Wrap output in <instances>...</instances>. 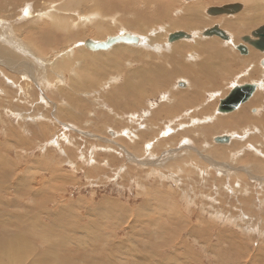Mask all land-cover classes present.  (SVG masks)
Masks as SVG:
<instances>
[{"label": "rangeland", "instance_id": "rangeland-1", "mask_svg": "<svg viewBox=\"0 0 264 264\" xmlns=\"http://www.w3.org/2000/svg\"><path fill=\"white\" fill-rule=\"evenodd\" d=\"M103 1L0 0V252L15 254L13 262L0 255V264H264V134L243 115L216 110L234 85L258 83L246 114L264 126V53L237 50L240 37L264 22L238 38L229 32L234 49L212 38L233 53L228 65L242 66L238 59L252 51L261 57L235 70L226 63L223 73L213 55L207 69L224 76L225 88L204 90L202 110L199 99L188 100L193 78L171 70L212 56L197 52L207 44H193V33L176 52L166 37L157 51L126 46L143 51L140 58L81 43L124 31L145 42L152 33L189 34L182 20L189 7L198 9V34L219 25L211 19L232 17H209L207 8L245 3L114 0L119 9L108 10ZM161 1L167 14L156 10ZM145 16L150 25L138 23ZM170 59L177 63L166 67ZM145 65L171 73L141 100L126 99L127 76ZM248 72L257 73L253 81H243ZM181 79L189 84L179 89ZM221 136L230 142L216 143ZM238 140L241 149L232 148Z\"/></svg>", "mask_w": 264, "mask_h": 264}, {"label": "bare ground", "instance_id": "bare-ground-1", "mask_svg": "<svg viewBox=\"0 0 264 264\" xmlns=\"http://www.w3.org/2000/svg\"><path fill=\"white\" fill-rule=\"evenodd\" d=\"M103 1V0H102ZM150 1H156V0H150ZM184 1V0H183ZM190 1H193V0H190ZM190 1H184V2H190ZM209 1V0H208ZM220 1V0H219ZM218 1V2H219ZM221 1H223V0H221ZM233 1V0H232ZM238 1H243L244 3H245V9L243 10V12H240L239 14H237V15H235V16H232V17H230V18H221V19H211V21H212V24H214V23H218L219 25L218 26H221L222 27V29L223 30H229L228 31V33L229 32H232V33H234L233 35L236 37V38H238V37H240V34H243L244 32H246L245 31V29H246V27L248 26V27H251V26H253L254 24H256V23H258V22H264V16H263V14H262V11L264 10V0H238ZM206 2H207V0H206ZM130 2H128L127 3V5L129 4ZM159 4L157 5V8H156V10H157V12L160 14L161 13V15H164V14H167V8L169 7H167L164 3H162V1L161 2H158ZM260 3H262V4H260ZM117 3L114 1V0H104L103 1V5L104 6H107V8H108V10H117V8H118V6L116 7L115 5H116ZM230 4V3H229ZM232 4V3H231ZM129 8H131V7H129ZM119 9V8H118ZM138 8H134V13H136V14H138V13H141L142 11L141 10H138ZM183 13V12H182ZM195 13H198L197 15H194ZM184 19H182L183 20V22H185L186 24H184L183 26H184V28L186 29V30H188V31H190V33L188 34L189 35V37H191L189 40H194L193 39V36H192V33H193V35H194V37H195V40H194V42H193V44H195L196 46H198V44H197V40H200V42L201 43H203V44H207L206 45V47L205 48H197V52L198 53H206V52H208V54H211L212 56L211 57H203L202 59H200L198 62H199V64H195V65H192V66H190V67H184L183 65L182 66H178V63H177V61H175V60H172V59H170V64H168V63H166V67H169V66H171V64L173 63V66L175 65L174 63L176 62L177 63V66H175V67H172L171 68V70H172V74L173 75H176V74H181L182 72H185L186 74H189L192 78H193V80L192 81H190L191 82V84H192V86H193V88H194V90H191V92H190V94L189 93H187L189 96H188V100H190V99H192V100H194V99H199L198 101L201 103L198 107H201V109L202 110H204V105L202 104V98H203V94L205 93V91H207V90H219V89H224L225 88V86H223V83L226 81V79L224 78V76L223 75H221V77L220 78H218V77H216V75H214V68L211 66L209 69H207V65H209L210 63H209V61H212L213 60V55H215V56H217L216 57V59H215V67L217 68V66H221V68H219V69H221V72H223V73H225V65H226V63L228 62V57L231 55V54H233V53H231V54H228V52H227V50H225V48H233L234 49V42L233 41H223V40H221L219 37H217V36H213V37H204L203 35H202V32L204 31H202L201 30V32L200 33H198L197 34V32L196 31H198L199 32V30H198V28H200V26H199V24L198 23H200V25H202V21H201V19L198 17L199 16V12H198V9L196 8L195 10L194 9H192L191 7H189L188 9H186V10H184ZM104 15H107L106 13H104ZM183 16V15H182ZM229 16V15H228ZM40 17H42V16H39V18ZM140 22H142L145 26L146 25H150L151 23L150 22H152L151 21V19L150 18H148V17H146L145 16V18H144V20H140V21H138V23H140ZM138 23H136V25L134 26V24H132V26H133V29L135 28V29H137V30H139L140 28H141V26H139L138 25ZM143 25V26H144ZM196 25V28H194V26ZM216 25V24H215ZM154 26V25H153ZM180 27V25L179 24H175L174 25V29H177V28H179ZM134 29V30H135ZM226 31V32H227ZM138 32V31H137ZM195 32V33H194ZM126 32L124 31V32H122V33H120V34H115V35H109V36H118V35H123V34H125ZM175 33V32H174ZM128 34H130V33H128ZM172 34V33H171ZM171 34H168L167 35V33L166 34H162L163 36L161 37V35H157V34H155V33H152L151 35H157V36H155V37H151V35H149V37H147V40H146V42L145 41H143V39H141L140 37H138V36H136V37H138L139 38V40H138V43L137 44H135V45H131V46H133V47H137V46H139L140 44H141V42L143 43L142 44V46H144V47H147V46H150L149 48H147V49H155L154 51H157V48H158V45H163V43H164V41H165V44H166V40H165V37H166V39H167V41H168V36L169 35H171ZM132 35V34H131ZM142 35V34H141ZM167 35V36H166ZM109 36H106L103 40H93V39H91V40H93V42L94 41H104L107 37H109ZM234 37V38H235ZM212 38H218L221 42V44H222V46L223 47H225V48H223V49H221V50H219L218 48H216L217 46H215V42H213L214 40L212 39ZM187 39V40H188ZM202 39V40H201ZM241 39V38H240ZM203 40H205V41H203ZM213 40V41H212ZM217 40V39H216ZM178 41V40H177ZM159 42H161V44H159ZM224 42V43H223ZM233 42V46L232 45H229V44H231ZM178 44H180L179 46H177ZM124 45H125V47H124ZM81 46L82 47H84V42L83 43H81ZM126 46H130L129 44H125V43H117V44H115V45H113L110 49H111V51L110 52H112V53H114V54H117V55H127V54H131L133 57H137V58H140V57H144L145 55L142 53V52H140V51H131L130 52V50L129 49H127L126 48ZM164 46V45H163ZM173 46V47H172ZM171 47H172V51L173 52H176V51H178V50H180L181 48H183L184 46H183V44H181V43H175V44H173ZM236 46V45H235ZM39 48L40 49H42V47L41 46H39ZM85 48V47H84ZM132 48V47H131ZM86 49V48H85ZM109 49V50H110ZM136 49V48H135ZM218 49V50H217ZM87 50V49H86ZM129 50V51H128ZM237 50H238V48H237ZM89 51V50H88ZM107 51V50H106ZM160 51V50H159ZM161 51H162V48H161ZM231 51V50H230ZM90 52H97V53H99L100 51H90ZM106 53V52H105ZM146 53V52H145ZM147 55V54H146ZM160 55H162V54H160ZM222 55V57L224 58V59H222V58H220L219 56H221ZM156 56V55H155ZM163 56V58L165 57L164 55H162ZM260 58L261 56L259 55V54H257V53H255V52H251L250 54H249V56H247V57H244V58H240V59H238V62L239 63H241L242 64V66H239V65H236V63H237V59H236V63H235V66L236 67H233L232 66V68H234V70H235V68H242L243 66H246V64L247 63H250V62H253L254 60V58ZM100 58V56H94V58H93V60L94 61H97L98 59ZM130 58V57H129ZM149 58V57H148ZM159 58V57H158ZM160 59V58H159ZM165 59V58H164ZM163 59V60H164ZM235 59V58H234ZM113 60V59H112ZM112 60H110V61H112ZM149 60V59H148ZM147 60V61H148ZM151 60V59H150ZM166 60V59H165ZM195 60V59H194ZM194 60H192V61H194ZM233 60V59H232ZM131 61V60H130ZM136 61V60H135ZM175 61V62H174ZM86 62H87V60H86ZM133 62H134V60H133ZM132 62V63H133ZM144 62V61H143ZM166 62V61H165ZM172 62V63H171ZM197 62V63H198ZM255 62V61H254ZM131 63V64H132ZM138 63H139V60H138ZM260 63V62H259ZM131 64H130V62L128 61V64H127V66L129 67V69H130V66H131ZM139 64H141V63H139ZM152 65V64H151ZM150 65L148 66V65H145V66H143L142 67V69H133V70H131L130 71V75L129 76H127L128 78H126V80H125V83L127 84V85H124V88H123V90H122V95H124V96H127L126 97V99H132V100H135L134 102H137L138 100H141L142 99V97L143 96H145V95H147L149 92L150 93H152L155 89V87L158 89V88H160V87H163V86H161V84H163V82L166 80V75L165 74H170L171 73V71L168 73V72H165L164 70H163V68H161V66L159 65V66H153L152 68L150 67ZM260 67H261V69L263 70V72H264V67L263 66H261L260 65ZM135 68V67H134ZM205 68L207 69V70H205ZM167 69V68H166ZM129 73V72H128ZM170 76V75H169ZM259 76V75H258ZM175 77H177V75L176 76H174V78ZM254 77H256L255 76V73L254 72H252V73H250V74H246V77L245 78H242V77H236L237 78V81H239L241 78L243 79V81H245V80H251V81H253V79H254ZM119 78V77H118ZM229 79V78H228ZM169 80H172V79H170L169 78ZM229 81H230V79H229ZM236 82V81H235ZM169 83H170V81H169ZM239 83V82H238ZM241 83V82H240ZM239 83V84H240ZM154 84H156L154 87H153V85ZM183 85V87H181L180 85ZM188 82L187 81H185V80H182L181 79V82H178L177 83V85H179L178 86V88L179 89H181V88H184L186 85L188 86ZM229 85H231V83L229 84ZM257 85H259L258 83H257ZM116 86H117V84H116ZM145 89V90H144ZM165 89V88H164ZM142 90H144L143 91V94L141 93L142 92ZM205 90V91H204ZM188 92V91H187ZM203 92V93H202ZM216 92H219V91H215V92H212V93H216ZM144 93H146L145 95H144ZM220 93V92H219ZM181 95L178 97V99L177 100H175L176 101V103H175V107L177 108V107H180V105H182L181 103H184V101H182V99H184L185 98V96L183 97V95H182V93H180ZM262 95V94H261ZM260 95V96H261ZM187 97V96H186ZM262 97V96H261ZM260 98V97H259ZM167 98H165V97H163V100H166ZM167 101V100H166ZM174 101V102H175ZM248 103H244V104H242L236 111H234V112H231V113H233L235 116H237V115H243L244 116V118H245V121H246V123L248 124L249 123V121H251V124H254L255 123V125H259V126H261L260 127V129H259V131H260V133L261 134H264L263 132H264V126L260 123L261 121H262V118L261 119H258V118H256V117H250V116H248V114H246V112H247V110H248V108L250 107V106H254L255 105V103L257 102V97H253V98H251L250 99V101H247ZM125 104V103H124ZM195 104V103H194ZM138 105V104H137ZM197 105V104H196ZM131 108V107H130ZM196 108V107H195ZM251 108L252 107H250V109H249V111H251ZM117 111V110H116ZM207 110L205 109V112H206ZM257 112H259L258 110H255V115H257L258 113ZM189 113V112H188ZM145 114V113H144ZM230 114V113H229ZM134 115V114H133ZM185 117L186 116H188V115H184ZM214 119V117H212V118H204L201 122L203 123V122H210V121H212ZM225 120V119H224ZM180 121V120H179ZM223 122H225V121H222V123H220V122H215L214 124H215V126L214 127H219V128H223ZM246 124V125H247ZM250 124V125H251ZM212 125V124H211ZM245 125V124H244ZM254 125V126H255ZM225 126H229V127H231V125L230 124H227V125H225ZM248 127V126H247ZM235 130H237V131H239V129H238V127L236 126V128H235ZM259 131H257L256 129L254 130V132H259ZM163 134V133H162ZM166 134V133H165ZM243 134H245V135H247V133H243ZM249 135V134H248ZM146 136V135H145ZM199 136H200V134H199ZM144 137V136H143ZM229 138V141L228 142H230V140H231V137H228ZM237 138V137H236ZM239 138V137H238ZM241 138L242 139H244V136L242 135L241 136ZM144 139H145V137H144ZM142 140H143V138H142ZM235 140V139H234ZM237 140V139H236ZM238 141H240V140H238ZM238 141H237V143H238ZM243 141V140H242ZM216 142V141H215ZM244 142V141H243ZM235 144L232 148H238V149H241V141L238 143V144ZM221 144V143H220ZM230 147V148H231ZM229 148V149H230ZM234 150V149H233ZM220 151H222V150H220ZM216 152V151H215ZM217 153V152H216ZM218 154V153H217ZM239 154V153H238ZM245 154V153H244ZM236 155V154H235ZM220 156V155H219ZM218 156V157H219ZM222 156H224V155H222ZM221 157V156H220ZM235 157V156H234ZM233 157V158H234ZM222 158V157H221ZM252 162H253V164H254V166L255 165H257V167L256 168H258V169H260L261 170V165L260 164H258V162H256L255 160H252ZM250 167V166H249ZM263 167V166H262ZM257 169V170H258ZM30 233V232H29ZM26 236V235H25ZM24 237V236H23ZM26 239H27V237H26ZM20 249H23V248H20ZM27 249V248H26ZM24 250V249H23ZM49 250V249H48ZM25 251V250H24ZM47 251V250H46ZM3 252V253H2ZM54 252V251H53ZM43 253V252H42ZM52 253V252H51ZM4 254V255H3ZM0 255H2V256H4V257H6V253L4 252V251H1L0 252ZM14 253H8V255H7V257H6V259H7V261L8 262H13V260L15 259V257H14ZM16 262V261H15ZM41 262H42V260H41ZM0 263H2V262H0ZM19 263V262H18ZM33 263V262H32ZM12 264V263H11ZM14 264H16V263H14ZM35 264H39L38 262L37 263H35Z\"/></svg>", "mask_w": 264, "mask_h": 264}, {"label": "water", "instance_id": "water-1", "mask_svg": "<svg viewBox=\"0 0 264 264\" xmlns=\"http://www.w3.org/2000/svg\"><path fill=\"white\" fill-rule=\"evenodd\" d=\"M190 1V0H184ZM244 7L241 3H232L222 6L209 7L205 10L207 16H221V15H235L243 11ZM202 35L204 37L217 36L223 41H230L231 36L226 31L221 29L218 25H213L206 28ZM189 35L185 32L178 31L168 36V42L172 43L181 39H188ZM139 38L131 34H123L118 36H109L104 41H94L86 39L84 41V47L89 51H106L109 50L113 45L117 43H125L129 45H135L138 43ZM242 45L238 46V50L241 53L247 52L246 46H251L257 51L264 53V24L260 25L256 29L252 30L249 35H243L241 37ZM261 65L264 66V60L261 61ZM183 87V85H180ZM257 89L255 83H244L235 85L232 87L230 92L219 101L217 106V112L219 114H227L236 111L242 104L246 103L251 99ZM216 143L226 144L229 141L227 136L216 137L214 139Z\"/></svg>", "mask_w": 264, "mask_h": 264}, {"label": "flooded vegetation", "instance_id": "flooded-vegetation-1", "mask_svg": "<svg viewBox=\"0 0 264 264\" xmlns=\"http://www.w3.org/2000/svg\"><path fill=\"white\" fill-rule=\"evenodd\" d=\"M261 25H262V24H261ZM259 26H260V25H259ZM259 26H258V27H259ZM219 27H220V26H219ZM220 28H221V27H220ZM256 28H257V27H256ZM256 28H255V29H256ZM221 29H222V28H221ZM224 31H225V30H224ZM250 32H251V31H250ZM227 34H229V33H227ZM249 34H250V33H249ZM249 34H248V35H249ZM229 35H230V34H229ZM230 36H231V35H230ZM242 36H243V35H242ZM242 36H241V37H242ZM244 36H245V35H244ZM241 37H240V38H241ZM231 38H232V37H231ZM241 42H242V41H241ZM242 44H243V43H242ZM242 44H240V45H242ZM238 46H239V45H238ZM237 48H238V47H237ZM252 48H253V47H252ZM246 49H247V52H246V54H247V53L249 52V49H248L247 46H246ZM255 51H256V52H259V51H257L256 49H255ZM238 52H239L240 54H242V55L245 54V53H241L239 50H238ZM260 53H261V52H260ZM249 83H250V82H249ZM255 84H256V83H255ZM234 86H235V85H234ZM229 92H230V91H229ZM255 93H256V91H255ZM255 93H254V94H255ZM254 94H253V96H254ZM253 96H252L251 98H253ZM263 103H264V96H263Z\"/></svg>", "mask_w": 264, "mask_h": 264}, {"label": "crops", "instance_id": "crops-1", "mask_svg": "<svg viewBox=\"0 0 264 264\" xmlns=\"http://www.w3.org/2000/svg\"><path fill=\"white\" fill-rule=\"evenodd\" d=\"M178 41H180V40H178ZM178 41H175V42H172V43H179ZM172 43H170V44H172ZM227 65H228V63H227ZM228 66H230V67H232L231 65H228ZM233 67H236L235 65L233 66ZM264 67V66H263ZM248 73H252V72H248ZM255 74H257L256 72H254Z\"/></svg>", "mask_w": 264, "mask_h": 264}]
</instances>
